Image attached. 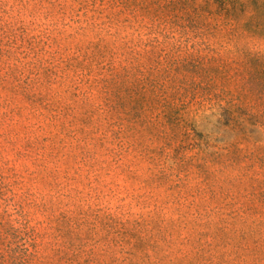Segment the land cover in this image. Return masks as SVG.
<instances>
[{"label":"trees","instance_id":"1","mask_svg":"<svg viewBox=\"0 0 264 264\" xmlns=\"http://www.w3.org/2000/svg\"><path fill=\"white\" fill-rule=\"evenodd\" d=\"M142 204L239 219L264 264V0H0V264L213 263Z\"/></svg>","mask_w":264,"mask_h":264},{"label":"rangeland","instance_id":"2","mask_svg":"<svg viewBox=\"0 0 264 264\" xmlns=\"http://www.w3.org/2000/svg\"><path fill=\"white\" fill-rule=\"evenodd\" d=\"M126 213L136 232L143 230L159 236L166 232L188 231L201 244H210L213 247L212 264H238L239 246L248 234L246 225L239 219L220 214L209 215L187 205H132ZM150 242L139 239L130 252L146 248Z\"/></svg>","mask_w":264,"mask_h":264}]
</instances>
